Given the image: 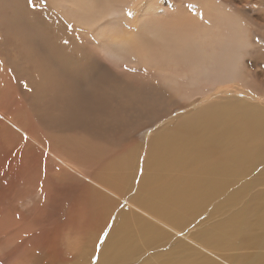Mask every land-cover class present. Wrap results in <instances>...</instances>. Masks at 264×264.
I'll use <instances>...</instances> for the list:
<instances>
[{"label":"rangeland","instance_id":"rangeland-1","mask_svg":"<svg viewBox=\"0 0 264 264\" xmlns=\"http://www.w3.org/2000/svg\"><path fill=\"white\" fill-rule=\"evenodd\" d=\"M171 1L153 0L170 24L187 20L188 16H174L179 8ZM239 2L243 7L254 4ZM23 3L0 0V138H14L19 123L32 129L31 136L0 144V264H61L66 255L71 257L66 264H99V248L117 218L129 213L140 218V211L130 209L145 190L141 180L146 172L161 170L166 178L168 166H177L167 157L159 161L155 148L197 144L205 135L196 128L186 139L181 132L182 127H202L205 122L199 115H187L198 97L210 101L223 93L264 104V37L250 23L254 49L242 62L243 75L209 77L194 65L191 54L165 52L153 61L142 60L140 48L157 46L159 40L140 31V16L133 8L122 11L134 5L132 0H26L27 7ZM23 11L27 14L19 16ZM145 21L151 29L157 23L147 17ZM144 67L184 70L196 80L198 93L193 101L183 102L176 95L179 87H170L158 74L136 71ZM46 76L50 99L45 97ZM169 98L175 102L169 109L155 107ZM237 118L227 132L206 129L213 139L233 135L237 148H247V157L238 162L233 158L236 152L228 159L224 149L212 159L223 160L233 180L223 181L225 188L220 190V181L213 182L207 196L197 202L195 198L187 209L180 206L177 217H156L164 235L157 244L141 239L132 259L127 256L130 264H152L155 251L177 252L187 245L192 247L187 258L195 264H264V128L248 115ZM49 135L81 161L54 150L51 156L36 142ZM151 154L155 157L149 160ZM112 157L121 160V166L114 161V171L105 166ZM125 164L133 174L129 185L123 183ZM69 178L75 181L72 192L66 188ZM96 209L105 215V225L87 256L80 258L66 242L77 224L78 235L92 236L95 224L87 215Z\"/></svg>","mask_w":264,"mask_h":264},{"label":"bare ground","instance_id":"bare-ground-1","mask_svg":"<svg viewBox=\"0 0 264 264\" xmlns=\"http://www.w3.org/2000/svg\"><path fill=\"white\" fill-rule=\"evenodd\" d=\"M23 1L24 7H27L26 0ZM132 1L134 5L129 8L123 7L122 11L125 12L133 8L134 14L140 16L138 21L140 31L142 33H153L159 40L157 46L140 48L139 57L144 61H153L159 54L165 52L191 54L194 65L203 70L207 76L220 75L227 79H236L243 75L242 62L246 55L254 49V44L250 38V31H253L250 23L261 31L264 37V0H240L244 4L254 2L253 5L248 7H243L239 0H223L231 10L223 7L218 0H172L173 7L179 8V13H175L174 16L176 18L188 16V18L180 22H171V24L168 19L169 16L163 13L158 6H155L153 0ZM109 13L113 15L115 9L111 8ZM25 14H27V11L20 12L19 16L24 17ZM146 17L150 20H156L155 27L151 29L147 26ZM136 71L148 73L150 76L158 74L170 87H179V93L176 95L183 102L193 101L198 93V90L194 89L196 80L184 70L144 67L136 68ZM44 88L45 97L50 99L51 91L49 89H51V84L48 76L44 80ZM57 90L62 92L60 87H57ZM54 92L56 96L60 95V92ZM174 103V100L170 98L161 99L155 107L158 110H166ZM196 103L197 106L190 107L187 110V115H199L205 119V122L207 121L208 125H205V122L200 124L202 127L189 125L186 126L187 128L182 127L181 132L186 139L193 135L196 128L205 135L198 139L197 144L176 143L172 144V148L168 150L163 147L155 148L158 151L159 161L167 157L174 159L177 166L172 164L168 166L166 178L161 176L162 171L160 169V171H157L153 168L146 172L145 177L141 180L145 190L137 198L134 207L130 209L140 211L139 216L141 219L137 218L134 213H129L127 216L122 214L117 218L118 221L109 230L108 239L99 248V264H130L127 256L129 255L132 259L133 249L136 244L140 243L141 239L147 238L152 243L157 244L159 238L164 235V232L159 228V224H156V217L161 215L165 219L167 218L166 220L177 217L180 206L187 209L195 198H198L195 201L197 202L203 199V196H207V187L211 186L213 182L220 181L217 186V190H220L225 188L222 185L223 181L233 180L229 178L230 174L233 173L222 167L225 162L217 160L214 163L212 159L219 156H215V154H219L220 149H224L228 152V159L236 152L233 158L238 162L247 157V148H237V139L233 135L224 139H213L209 134H206V129L227 132L229 127H232L233 121L238 119V116L245 115L253 118L256 121V126H260L262 123L264 128V121L259 122V119L264 117V104L262 103H249L241 98L232 99V97L223 93H217L210 101L207 98L198 97ZM153 118L157 119L156 116H153ZM140 125H142V122ZM18 126L20 130L16 136L7 141L0 138V144L15 143L22 140L25 134L31 136L32 129L27 128L28 124L22 127L19 123ZM36 142L41 146H46L51 156L52 150H54L66 156H75L80 160L65 145L60 144L54 138V135H49L48 140H37ZM112 151L115 153L118 150ZM154 157L151 154L149 160ZM110 159L105 164L110 171L115 170L114 161L121 166L120 159L116 157ZM149 160L145 161L148 162L146 168L150 165ZM159 161L157 165H160ZM181 170H184L187 174L181 175L179 173ZM132 176L131 169L128 168L127 172V165L125 164L123 183L126 181L129 185V178ZM111 177L114 176L111 175ZM88 180L91 181L89 178ZM74 184L75 181L69 178L66 182L67 190L72 192ZM215 193H220V191ZM78 209L81 211L83 207ZM89 217L95 224V231L92 236L78 235L79 226L77 224V230L76 226L72 228L74 233L70 234L66 242L69 247L79 251L80 258L87 256L88 249L91 250L93 244H96L94 239L105 225V215L99 209H96L95 213L88 214L87 218ZM230 233V231H227V235ZM56 239V237H50L51 241ZM224 246H229V242H226ZM191 251L192 247L188 245L177 252L160 253L155 251L157 258L152 261V264H195L194 260L191 261L187 258ZM70 261L71 257L66 255L60 263L66 264ZM135 264L142 263L136 262ZM199 264L209 263L200 262ZM217 264L221 263L218 262Z\"/></svg>","mask_w":264,"mask_h":264},{"label":"snow or ice","instance_id":"snow-or-ice-1","mask_svg":"<svg viewBox=\"0 0 264 264\" xmlns=\"http://www.w3.org/2000/svg\"><path fill=\"white\" fill-rule=\"evenodd\" d=\"M30 2H32V0H30ZM32 6L35 7L36 6L35 3H33ZM127 14L130 16V15H132V12L131 11H128Z\"/></svg>","mask_w":264,"mask_h":264}]
</instances>
